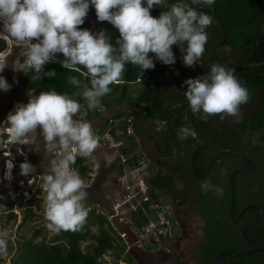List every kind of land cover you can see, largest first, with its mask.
I'll return each instance as SVG.
<instances>
[{"label": "clouds", "instance_id": "1", "mask_svg": "<svg viewBox=\"0 0 264 264\" xmlns=\"http://www.w3.org/2000/svg\"><path fill=\"white\" fill-rule=\"evenodd\" d=\"M214 4L215 0H190V3L177 0L170 5L168 0H146V6L145 0H0L3 25L0 34H7L17 46L26 48L24 65L27 71L34 70L33 80L41 79L42 74L56 75L55 70L44 72V66L54 61L57 53L63 54L61 63L65 69H86L90 83L75 76L69 77L68 83L77 89L73 96H82L89 108H97L101 98L110 93V85L123 77L127 64L141 72L155 68L153 57L172 65L175 63L172 46L179 45L186 53L184 65H196L204 56L208 39L205 30L213 20L193 5L211 8ZM90 5L94 6L98 21H107L119 31L115 45L105 31L93 34L79 27L84 24ZM154 6L166 9L159 18L150 14ZM185 44L186 49L182 47ZM5 67L0 63V72ZM184 83L192 112L202 113V118L219 114L237 117L240 106L250 99L248 89L234 70L220 65H213L207 77L190 78ZM10 87L0 76V90L9 91ZM80 111L81 104L67 93L41 91L8 114L7 130L3 133V137L7 134L5 153L27 145L37 128L41 129L46 150H59V159L51 161V174L40 176L46 193V226L56 233L81 230L88 216L84 206L87 185L72 165L77 156L90 157L99 146V138L87 120L74 118ZM189 136L196 137L195 129L179 130L180 139ZM6 167V178H10L15 164L10 159ZM20 169L25 176L34 171L27 161L20 164ZM201 189L205 194L223 195V189L208 180ZM6 237L7 232H0V256L5 257ZM34 243H43V238L36 237Z\"/></svg>", "mask_w": 264, "mask_h": 264}, {"label": "trees", "instance_id": "2", "mask_svg": "<svg viewBox=\"0 0 264 264\" xmlns=\"http://www.w3.org/2000/svg\"><path fill=\"white\" fill-rule=\"evenodd\" d=\"M183 1L184 0H181V2ZM185 1L190 2V0ZM175 2H177V0H168L169 5ZM165 10V8L160 6H154L153 9L150 10V14L152 16H160L161 12ZM206 14L218 22L220 28L225 33V44L231 46L239 53L233 70L240 83L248 89L250 96L248 103L241 105L240 108L242 110H249L255 98H258L260 102L259 109L252 117L240 119L236 124H233V126L243 135H248L249 132L254 134L257 131H262V140L264 141V67L255 65L241 72L237 70L239 64L246 63L245 60H247V57H251L253 53L260 48L264 49V26L261 27L256 34L247 32L248 29L264 18V0H215V4L207 9ZM86 17L87 19H85L83 25L79 26L80 28L88 30L92 27V24L95 23L98 27L95 34L100 31H105L111 38V43L115 45L116 40L119 39V31L107 21H98L94 6L90 5ZM221 37L223 36L220 35L219 38ZM33 42L36 41L34 40ZM0 46L1 48L5 46V41L1 37ZM182 47L186 49L187 45L185 44ZM179 48V45H173V53L177 54ZM185 54L186 53L181 50L178 60V64L183 67V72H186L190 68L186 67L183 63V56ZM149 55L152 56L151 53ZM24 59L25 57L21 58L23 62ZM63 59V54L57 53L55 60L44 66V72L55 70V76L48 77L42 74L41 79L33 80L32 77L35 74L34 70H29L26 71L24 84L28 89L34 92V95H38L41 91H56L59 94L67 93L80 104L86 102L82 96H73V93H75L77 89L69 84L68 80L69 77L75 76L83 83H90L87 77V70L82 67L79 71L65 69L61 63ZM153 60L155 68L143 72H141L138 67L127 64L123 77L117 83L110 85V93L101 98L100 107L94 110L87 109L86 117L93 115L99 116L101 114V107H110L113 104H117L118 106L127 105L135 110L140 108L142 102H147L148 106L141 110V114L147 118L166 122L167 129L172 130V137L175 134V129L171 125V118L176 110L165 105L160 96V90L164 86V83L153 82L154 78L158 75L166 74L167 65L162 63V70H160L156 68L158 60L155 59V57H153ZM224 62L225 61L221 63L224 64ZM139 80H145L146 86L137 94L131 95V85ZM168 97V95H165L164 99L166 100ZM167 101L172 102L173 100L168 99ZM124 115L125 113L119 112L106 120V126L111 128V133L115 137H118L121 129H125L128 125L127 122L122 121ZM114 120L119 121V123H115ZM176 123L178 124V122ZM4 137H7V134H4ZM128 138V146L121 148L122 153L127 155L126 163L119 165L121 173L127 165L139 167L140 161L144 158L137 151L136 137L129 136ZM226 138L229 142L230 139L228 137ZM233 139L234 135L231 136L230 142H233ZM231 146L240 150L237 144ZM252 147L257 150L255 152L251 150V153L258 163V171L256 173H238L234 176L233 185L237 194L235 217H238L241 210L250 203L261 205L264 212V178L259 182L260 189L257 193L254 191L249 192V194L248 192H243L240 188V183H238L239 178L245 177L250 186L254 185V179L260 175L261 168L263 167L264 169V163H260L264 161V151L261 150V146L253 143ZM207 151L209 157L206 159V165L212 159L215 150L210 152L207 149ZM199 152L202 153L203 151L200 150ZM201 153H198V156ZM205 155H207L206 152ZM226 160L231 163L227 166V173L244 164V161L239 157L229 153L221 154L214 167L217 168V164L220 166L225 165ZM86 162L87 158L77 156L75 163L72 165V168L79 173L84 181L91 178L90 172H92L91 168L86 165ZM206 165L202 168H197V170L202 172ZM149 171L151 173L148 179L150 199L143 201V207L132 212L134 224L137 229L140 230L144 229L148 223V218L144 213V209L147 210L153 201H158L160 203V193H171L176 185L175 177L172 174L163 171L155 172L151 169H149ZM192 178L193 180L191 183L184 179L182 181H184V186L188 191L193 193L192 199H194V204L198 207L199 215L204 221V225L202 226L204 240L198 242L195 246V255L200 264H218L215 257L216 254L222 250L241 252L264 246V238L255 244H250L242 238L241 234L246 224L258 218L259 210L257 208L247 210L242 221L239 224H235L232 222L229 213L232 198L227 183H214V185L223 189V195L217 196L213 192L205 194L201 189V185L204 183L203 180L195 178L194 175H192ZM223 178L226 180V175ZM189 181H191V179ZM33 200V198L28 199L25 203L20 204V208L24 207L26 204H31ZM10 205L13 206L14 203L11 202ZM24 214V220L26 222L32 221L36 216L32 207H28ZM11 217L16 218L17 215L12 212ZM171 221L174 223L172 218ZM263 231L264 215L260 222L247 229L246 235L248 238H256L261 235ZM36 237H42L43 243L39 245L34 243ZM83 243H87L86 247L83 246ZM127 247L125 241H123L118 231L115 230L108 216L101 213L96 208H91L88 209V216L81 230L75 232L62 231L48 236L46 232L44 233L42 228L36 229L32 236L23 237L21 244L17 248L16 256L20 264H122L123 262L133 264V259L125 254ZM10 249L12 250V247ZM10 254L11 252H8L7 256ZM106 254L110 256L109 260L104 258ZM223 260L227 263L235 264H264V251L244 257L225 256Z\"/></svg>", "mask_w": 264, "mask_h": 264}, {"label": "rangeland", "instance_id": "3", "mask_svg": "<svg viewBox=\"0 0 264 264\" xmlns=\"http://www.w3.org/2000/svg\"><path fill=\"white\" fill-rule=\"evenodd\" d=\"M153 17L159 18V16ZM263 26L264 18L248 29L247 32L256 34ZM97 29L98 27L93 23L88 30L95 34ZM0 32H3L2 23H0ZM0 37L5 41L4 48L0 46V63L6 66L4 71L0 72V76H3L11 86L9 91L0 90V232H7V252H11L9 256H0V259L1 264H20L16 252L23 237L32 236L35 230L40 228L48 236L56 233L49 230L46 226L48 223L44 216V196L46 193L43 192V183L40 176L51 174V161L59 159L60 154L59 150L53 152L46 150L40 128H37L36 133L31 136L27 145H21L17 151L15 148L11 152H4L3 133L7 130L6 121L8 114L14 112L17 105L28 103L30 96H33L34 92L24 84L27 69L21 58L25 57L26 48L17 46L7 34H0ZM143 84V82L132 84L130 88L131 94H136ZM259 107V99L255 98L249 112L241 117H252ZM119 112L125 113V116L122 117L124 119L133 118V110L129 106H118L117 104H113L110 107H102L99 116L86 117L84 115L86 111L81 109L80 114L74 118L83 117L91 124L95 135L99 134L97 136L105 137L107 135L105 133L108 130L106 120ZM132 136L137 139L138 153L144 157L141 167L138 170L135 169V173L132 172V168L129 166H126L122 173L120 172L119 165L125 163L126 156L122 154L120 146L114 144L115 138H110L109 140L106 136L103 140H99V146L90 157H87L86 165L91 168L92 176L90 179L85 180L87 185V199L84 201L85 208L87 210L96 208L108 216L115 230L118 231L128 246L125 254L133 259V264H200L195 255V246L198 242L204 240V232L202 230L204 221L199 215V209L194 204V199L188 198L185 191L182 190V183L178 179L172 193H160V201L174 221L170 238L155 241L150 238L151 240L146 242L144 248L136 245L140 231L134 224L132 209L136 206L134 202L137 200L124 203L126 201L125 196L128 193H131V195L136 193L139 184H145L148 187V179L151 175L149 169L155 172L173 173L174 167L180 166L183 175H186L184 174V163H187V161H183L182 165H180V162L172 163L170 158H160L152 150L153 148L148 139L140 138L135 130ZM262 136V131H257L254 134L249 132L244 139L261 146V150L264 151ZM125 143H128L127 138H125ZM144 143L146 146H144ZM21 151L23 154H21ZM9 157L15 167L11 170L10 178H6V173L8 172L6 163L10 160L8 159ZM25 161L34 167V171L27 176L21 175L20 169V164ZM32 179H34V182L30 183ZM35 185L36 187L33 188ZM30 186L36 191L38 188L39 190L34 193L35 197H33L34 200L31 204H26L20 208V204L27 201L23 191L26 188H31ZM128 186L135 191L128 189ZM137 199L140 200L141 198ZM11 202L14 203L13 206L10 205ZM28 207L33 208L36 216L32 221L26 222L24 220V212ZM12 212L17 215L16 218L11 217ZM86 244L83 243V246L86 247ZM11 247L12 250L10 249ZM124 263L126 262L122 264Z\"/></svg>", "mask_w": 264, "mask_h": 264}, {"label": "flooded vegetation", "instance_id": "4", "mask_svg": "<svg viewBox=\"0 0 264 264\" xmlns=\"http://www.w3.org/2000/svg\"><path fill=\"white\" fill-rule=\"evenodd\" d=\"M183 2L186 1L184 0ZM193 7L196 8L198 12H205V13L208 9V7L206 6L200 7L198 5H195ZM212 20H213L212 22L213 25L211 24L205 30L207 32L208 39L205 45L204 56L201 58V60L198 61L196 65L190 67L186 72H183V67H181L178 64L179 56L181 53V47H180L179 52L177 54H174V56L176 57V62L172 65H167L166 74L158 75L153 80V82L164 83V86L160 90V96L162 89L167 87L164 91V96L168 95L170 97V98L168 97V99L173 101L172 102L167 101L168 99H166V101L168 104H175V105L165 104L167 106H170L172 109L176 110L171 118V125L175 129L174 130L175 134L171 137L172 130L167 129L166 122L158 119L147 118L144 117L143 114H141V110H143L145 107L148 106L147 102H142L140 108L137 111L136 109L134 110L130 108L133 110L132 114H133V123H134L135 132L140 138L148 139V141L150 142L153 148L152 150L155 152L156 155H158L160 158L162 157H166L167 159L170 158L171 162L172 163L174 162V164L180 162V165H182L183 161H187V163H184L185 165L184 174L186 175H183L180 166H177V168L174 167V172L168 174H172L175 177L176 183H177V179L182 183V187H183L182 190L185 191L188 198H193V193H190V191H188V189L184 186V181L182 180L184 179L185 181L191 183L193 180L192 175H194V177L197 179L203 180V182L208 180L211 181V183L213 184L227 183L229 187L228 175L233 170L252 169L250 171H243L239 173H256L258 171V163L253 158V155L251 153V150H254V152L257 150L252 147V142L245 141L244 137L246 135L241 134L240 131L237 128H234L233 126V124H236L240 119L245 118L241 116L246 115V113L249 112V110H242L240 108L239 116L241 118L238 117L239 119L237 117L229 116L227 114L211 115L208 116L207 118H202V113L192 112L190 104L188 103L187 98L185 96L187 85L184 83V81H186L187 79L190 78L195 79L197 77L203 78L204 76L207 77L213 65H220L225 67L227 70H233L235 63L237 62L239 53L236 50H234V48H232L231 46L225 44L226 40L223 41L224 37L226 38V36H224L225 34H223L224 32L220 28L218 22H216L213 18ZM220 35H222L223 37L219 38ZM263 51L264 49L260 48L259 50L254 52L251 57H247L246 58L247 60H245L246 63L239 64L237 70L241 72L242 70H248L255 65H259L263 67L264 65V54H262ZM223 61H225L224 64L221 63ZM156 68L162 70L161 61L159 60L157 61ZM138 82L144 83L143 86L139 89L140 91L144 86H146V82L145 80H139ZM139 91H137V93ZM173 118H175V125L178 126L179 130L185 127L195 129L196 137L193 138L189 136L185 139H180L179 130L172 124ZM176 122H178V124ZM233 135H234L233 142H230L231 136ZM226 137L230 139V140L228 139L229 142L227 141ZM222 138L225 142L224 146L226 148L235 149L237 152L248 156L250 159H252L255 162L256 168L253 167V165H251L247 161L243 160L242 158L231 152H224V151L222 152L220 148L222 144L221 141ZM230 144L239 145L240 150L236 149L234 146H231ZM144 146H146L145 143ZM197 147H199V149L195 156L194 166L196 170L194 171L191 157L193 151ZM207 149L210 152L215 150L213 157L216 154H218L216 161L218 160L221 154L231 153L236 157H239L241 160L244 161V164L247 165L243 164L238 168L233 169L231 172L227 173V166L231 164L230 161L226 160V164L223 166L217 164V168L214 167L216 163L215 161V163L213 164L211 169L207 172V174L205 176H201L206 172V169L212 160L211 159L209 163H207L206 165L207 162L206 159H208L209 157V153ZM200 150H202L203 152L202 153L199 152ZM205 152L207 153V155H205ZM198 153L201 154L198 156ZM260 163L263 164L264 161ZM205 165L206 167L202 172H199L197 170V168H202ZM225 175H226V180H224L223 178ZM234 176L232 178V183ZM263 178H264V169L262 167L260 175L256 177L253 181L254 185L250 186V184L246 181L245 177L239 178L238 183H240V188L242 189L243 192L245 193L248 192L249 194V192L254 191L257 193V191H259L260 189L259 182H261ZM190 179L191 181H189Z\"/></svg>", "mask_w": 264, "mask_h": 264}, {"label": "built area", "instance_id": "5", "mask_svg": "<svg viewBox=\"0 0 264 264\" xmlns=\"http://www.w3.org/2000/svg\"><path fill=\"white\" fill-rule=\"evenodd\" d=\"M81 107H82L81 109H83L85 111L87 109H91V110L96 109V108H89L87 102L81 103ZM101 110H102V107H101L100 111ZM122 121L127 122L128 125L125 129L124 128L121 129L118 137L113 136V134L111 133L110 127H108V130L105 133V134H107V135H105V137L107 136L109 140H110V138H115L114 144L120 146V149L128 146L129 140H128V143L126 144L125 138L129 139L128 137L132 136V134L134 132L133 118H127V119L122 118ZM114 122L119 123V121H117V120H114ZM97 135H99V134H97ZM97 137L99 138V140H103L105 138L104 136H100V137L97 136ZM5 144L7 145V140H5ZM123 155H125V154H123ZM125 156H126V160H127V155H125ZM125 163H126V161H125ZM141 164H142V160L140 161L139 167H131L129 165H127V166L132 168V172L135 173V169L138 170L141 167ZM90 175L92 176V172H90ZM32 182H33V179L30 181V183H32ZM30 187L31 188H26L23 191V193H24L23 195L26 198V200L35 197L34 193L39 190V188L37 191H36V189H33L34 187H36V185L33 186V188H32V186H30ZM148 187H149V184H148ZM148 187H147V185L145 186V184H143V185L139 184V186L137 187L136 193H134L132 195H131V193H128L125 196L126 201L124 203H128L131 200H137L134 202V203H136V206L133 207L132 212L137 211L140 207H143L142 206L143 201H147L150 199V187H149V191H148ZM128 189L134 190L133 188H130V186H128ZM137 198H141V199L138 200ZM144 213L148 218V223L144 229H142V230L138 229L140 232H139V238L137 239L136 245L140 248H144L146 245V242L150 241L151 239L154 241L158 240V239L167 240L171 236V232L173 231L174 223L171 221V218H170L169 214L167 213L166 209H164L161 201H160V203L158 201L151 202L149 208L147 210L144 209ZM104 258L109 260L110 256L108 254H106V255H104Z\"/></svg>", "mask_w": 264, "mask_h": 264}, {"label": "water", "instance_id": "6", "mask_svg": "<svg viewBox=\"0 0 264 264\" xmlns=\"http://www.w3.org/2000/svg\"><path fill=\"white\" fill-rule=\"evenodd\" d=\"M212 25H213V23H212ZM222 33H223V32H222ZM223 34H225V33H223ZM224 36H225V35H224ZM225 40H226V38L224 37L223 41H225ZM262 54H264V51L262 52ZM212 56H213V55H212ZM166 88H167V87L163 88L162 91H161V98H162L163 102H164L165 104H167V105H175V104H168L167 101L164 99V91H165ZM172 124H173V125L179 130L178 126L175 125V118L172 119ZM221 141H222V144H221L220 148H221V151H222V152H223V151H224V152H231V153H233V154L239 156V157L242 158L243 160L247 161L248 163H250L251 165H253V167L256 168V164H255V162H254L252 159H250L248 156H246V155H244V154H242V153L237 152L235 149H229V148H226V147L224 146V145H225V142H224L223 138H222ZM198 149H199V147L195 148V150H194L193 153H192V157H191V161H192V165H193V170H194V171L196 170V169H195V166H194V162H195V156H196V153H197ZM217 157H218V154H216V155L212 158V160H211L209 166H208L207 169H206V172H205L203 175H201V176H205V175L207 174V172L211 169V167H212L213 164L215 163ZM250 170H252V169H249V170H248V169H235V170H233V171L228 175V184H229V187H230V190H231V198H232L229 213H230V218H231L232 222L235 223V224H239V223L242 221L243 216H244V214L246 213L247 210H249V209H251V208H257V209L259 210V216H258V218H256V219L253 220L252 222L246 224V225L243 227L242 231H241L242 238H243L246 242H248V243H250V244H255V243L261 241V240L264 238V231L262 232L261 235H259V236L256 237V238H248L247 235H246V232H247V229H248L249 227L253 226L254 224H256V223H258V222H260V221L262 220L263 215H264L263 208H262L261 205H259V204H257V203H251V204L246 205V206L241 210V212L239 213L238 217H235V208H236V203H237V194H236V190H235V188H234V186H233V183H232V178H233V176H234L235 174H237V173H239V172H243V171H250ZM198 176H199V175H198ZM201 176H200V177H201ZM260 251H264V246L255 247V248L249 249V250H247V251H241V252H233V251H228V250H222V251H220V252H218V253L216 254V257H215V258H216V261H217L218 264H235V263H227V262H225V261L223 260V257H225V256H229V257H244V256H249V255H251V254H254V253H256V252H260ZM124 264H130V263H127V262H126V263H124Z\"/></svg>", "mask_w": 264, "mask_h": 264}]
</instances>
